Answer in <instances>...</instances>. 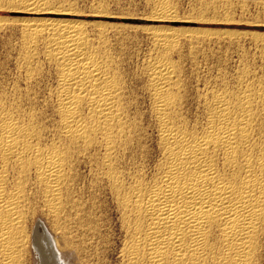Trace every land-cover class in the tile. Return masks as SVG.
Segmentation results:
<instances>
[{"label": "bare ground", "instance_id": "obj_1", "mask_svg": "<svg viewBox=\"0 0 264 264\" xmlns=\"http://www.w3.org/2000/svg\"><path fill=\"white\" fill-rule=\"evenodd\" d=\"M20 1L25 11L48 10L34 0ZM156 1L159 19L171 17L170 0ZM22 33L27 40L21 51L28 81L35 76L41 43L45 61L56 70L55 89L52 94L49 91L51 97L44 96L53 103L56 131L52 138H56L45 141L48 122L42 125L45 117L37 122L38 111L21 120L26 110L17 117L7 110L11 106L0 107V264H29L33 251L38 264H103L100 254L109 250H99L98 245L107 248L113 237L103 234L106 225L100 223L97 203L90 199L88 208L76 191L82 159L92 164V181L108 192L119 215L118 219L113 214L122 235L116 251L119 264H263L264 81L259 85V78L256 85L243 75L237 87L229 88L225 80L222 89L203 94L198 111L203 121L192 119L193 123L185 113L188 99L180 92L182 71L178 75L177 67L181 65L176 67L170 60L178 35L156 30L153 42L160 55L147 67L150 115L157 127V160L150 172L144 162L151 151L147 152L138 133L136 124L141 125V120L130 119L125 80L109 59L100 56L101 50L95 51L82 29L66 21L46 20L24 23ZM131 154L142 162L128 168ZM101 202L105 204L104 199ZM40 215L50 220L52 231L36 223Z\"/></svg>", "mask_w": 264, "mask_h": 264}, {"label": "rangeland", "instance_id": "obj_2", "mask_svg": "<svg viewBox=\"0 0 264 264\" xmlns=\"http://www.w3.org/2000/svg\"><path fill=\"white\" fill-rule=\"evenodd\" d=\"M208 1H210V3ZM211 1L212 0H170V7L168 10L172 14L171 17L159 19L160 17L159 7L157 6L156 0H34L33 2L35 4H38L48 9L42 12L25 11L21 9L22 5H20L21 3L20 0H0V103H1L0 107L7 109L9 106H11L10 109L7 110L13 111L12 113L17 117L19 116L18 114H20L21 116V114L24 113L25 115L23 114L21 117L19 116L20 119L22 118L21 120L29 118L30 114L32 115L33 111H34V115H36L37 111L39 114L40 112H43L45 110L47 113L44 111L45 113H40L39 115L38 114L36 115L37 117L41 115L40 117L37 118V122L39 123L40 120L43 119V117H45L46 120L45 118L41 120L42 125L45 124L44 123L45 121L49 123L48 125V123L46 122L47 124L44 125V132H43L44 139L45 141H47V143H51L56 138V137L52 138L53 136H55V131H56V126H54L56 125V117L54 116L53 114L54 112L51 109V107L53 108V103H51L52 101L50 100V98H48L49 100L46 99L48 96L52 94L51 93L52 89L53 90L55 89L54 87L56 86V80H57V76H55L56 70H54L55 67H53L51 64L45 61L43 56L44 46L41 43L42 45L39 44L40 47L38 48V52H39L37 57L38 60L36 59L35 62V64L36 63L37 64L36 67H34L35 70L33 74H35V76L33 75L32 82L28 81L26 75L27 73L26 72L27 69L25 66L26 64L24 63L25 60L23 59L24 53L23 51H21L24 49L23 46H25L27 43V40L24 38L22 33V25L26 22H31L36 24L43 23L46 20L66 21L69 23L76 24L85 33V36L88 38V41L91 42V45L92 44L94 45L95 51L97 52L98 50L99 52L101 50L102 53L99 52L100 56L102 55L103 57L109 59L112 68L114 67L117 69V70L115 69L116 71H118L117 74L120 75L122 74L121 75L122 77L120 75L119 76L121 80L122 79L125 80V81L122 80L123 81L122 84L123 86H126L125 88L128 91H126V89L124 90L126 91V94L129 97H132V101H131L130 100L131 98H129L124 92V94L128 97V99H126V102L128 100L129 101L127 102L128 105L130 104V106L132 107L130 108L129 106L130 115H132L130 116L131 117L130 119L134 123H137L138 122L137 120H141L139 121L141 122V125L140 123L136 124V126L139 124L138 125L139 127L137 128L138 131L140 132L142 131V133L140 132L138 133L140 134V136H142L143 146L144 145L147 146L145 147V149L147 150L149 148L148 149L149 151L147 152L150 153L151 151V154H149V159L146 160V162H144V164L146 163L147 165L146 164L145 165L149 167L147 170L150 171L151 169H153L152 166H154L155 163L153 161L157 160L155 159L157 158L156 156L157 131H155L157 130V127H156V123L154 122L155 120H153L154 119L153 116L150 115L152 114L151 113L152 105H150V102L152 104V101H151V96L149 95L150 78L147 67L160 55L159 50L156 49L153 42L154 41L153 33L156 30L175 31L178 35L179 44L177 45V48L174 51H172V55L170 54L171 55L170 60L175 63V64L173 63L175 66L181 65L182 67L181 68L176 66L178 68L177 70L179 71L178 75L182 71L179 77V79L181 80L180 92L182 91L181 95L183 93L184 99L185 97L188 99V100L186 99L187 102L184 100L185 105H187L185 107L186 108L185 113L188 112L190 116L188 113L187 115L186 114L185 115L189 117L188 119L190 121H192V119L194 122L203 121L201 113H199L201 112L202 103L200 104L199 102H201V98L204 95H206L207 93H211V90L213 92L220 90L228 82L229 85L226 86H228L229 88H235L234 85L237 87V85L240 83V81H242L244 77H245L244 80L246 78L247 79L249 78L247 81L250 80V82L253 83L256 82L255 83L256 85L259 83V80H260L259 85L261 84V81L263 84L264 0H222V1L213 0L212 3ZM191 37H194V40H192ZM195 38L197 41L195 40ZM36 69H38L39 71ZM261 69L263 70L261 71ZM246 70L247 72H243ZM36 71L38 73H36ZM257 73L259 76L256 75ZM238 76L242 78H239ZM237 77L239 78V81L237 80ZM251 77L253 78L255 77L254 78L255 80L252 79ZM261 77L263 78L261 79ZM219 79L220 80L222 79L219 83L220 85H218ZM225 80L226 82L227 81L228 82L226 83ZM49 91L51 94L49 93ZM28 92H29V96H28ZM129 93H131V95ZM30 95L31 97L34 96V99L29 98ZM197 97L199 98V101ZM35 98L40 99V101L44 100L43 102H45L46 106L43 105L42 101H41L42 103L40 101L36 102ZM192 98L194 99V102ZM1 99L4 100L5 103ZM148 99H149V103H148ZM17 100L18 103L21 102L19 103L20 105H18ZM47 100L50 102H48ZM135 100H137L138 102ZM189 102L191 103L190 105H192L189 108L196 112V114L194 112L195 115L193 114V111L188 108ZM28 103L31 104V106H33L34 104L36 105L38 104L42 108H40L38 105L37 106L35 105L36 107H38L37 110L35 109L36 108L35 106L34 107L28 106L29 105ZM131 103L135 105L137 104L136 107H134L135 105ZM48 104L50 107L48 106ZM148 104L150 105L149 106L150 108L148 107ZM195 105H197L198 107ZM48 107L50 108L49 111L51 110V112L48 111ZM195 107L196 109L198 108V110H196ZM23 109L26 111H24ZM133 109H135V113L134 111H132ZM20 110L24 112L22 113ZM148 110H150L149 111L150 113L148 112ZM187 110H190V112ZM143 111H146V113L145 112L143 113ZM191 113L194 116H192ZM43 114H45L46 116ZM48 114L52 119L54 118L55 120L52 121V119L49 116H47ZM51 114L53 116H51ZM196 116L198 117V119H196L197 118ZM194 118L196 121L194 120ZM50 119L52 122L50 121ZM146 121L147 123H145ZM148 123L149 124L152 123L151 124L152 126L151 125L148 126ZM45 126L48 127L52 126L51 128H49V130L51 129L50 131H54L53 132L54 134L48 130V127L45 128ZM152 127L156 129H153ZM146 128H150V129H146ZM47 130L50 132V134H48L49 132ZM143 130L146 132H144ZM51 133L53 135H51ZM145 133H148L147 135L148 137L144 135ZM153 133L154 136L152 135ZM49 136L51 137L52 140L49 139L50 138ZM153 137H155L156 140ZM147 138H149L150 141ZM152 148H154L155 150ZM132 156H136V154L130 155L129 158L130 161L128 159L127 162L130 164L129 166L127 164L128 168H130V166L136 165L135 161H137V163L142 162L141 159H139V157L134 158ZM149 160L152 161V163ZM88 161H89L88 159L87 160L82 159V161H80L81 165H79L78 167L79 170L77 169V175L78 173L80 174L82 172L80 175L82 176L83 174L85 176L84 177L82 176L83 177L82 178L80 177V175H78V179L80 180L76 181V188L79 191L78 190L76 191L79 193V197H81L80 195L82 194V199L88 203L87 204L88 208H90L89 202L92 201L91 203L93 205L96 206V204L93 203L96 202L97 206H100V207L96 206V208L97 209L100 208V211L101 213H103V215L106 212L107 216H102L100 214V211H98L99 213L98 216H101L100 223H104V225H106L104 226V228H102L104 229L103 232L106 231L103 234H105V236L109 235L107 236L109 239L111 238L112 235L114 239L113 238L111 239V243H110L111 246L109 245L110 249H107L109 248V246L104 249L105 246L103 244L98 245L99 250H109L106 252V254L109 253V255L100 254L101 255L100 257H102L100 258V260L101 261L102 259L104 260V262L102 261L103 264H108V263L119 264L118 261L119 258L116 252L117 250H119V245H121V241H122V235H120L121 234L120 230L119 228H117L119 222H117L118 220H116L117 218L119 219V215L116 212L111 197H109L110 195L106 194L107 191L103 190L104 189L103 187H102L103 189L99 187L101 190L98 189L96 183L93 182L95 179L94 178L95 173L93 170L94 168L91 163H88ZM148 161L150 163H148ZM89 170L92 173V175L90 174ZM88 173L90 174V176ZM82 179L84 182H82ZM91 181L94 184H92ZM89 187H91L92 189ZM87 188H89L90 190ZM83 189H85L84 192ZM80 190L82 191V193H80ZM86 190L89 191L85 193ZM102 190L105 192H103ZM95 191H97V193ZM100 191H102L103 193ZM88 192H90V194ZM92 192L93 195L91 194ZM101 193L104 196H106L108 199L106 197H103ZM83 195H85V197H83ZM86 195L88 197H86ZM97 195L98 196L100 195L99 197L103 198L105 200V204L107 203L108 205L107 204L105 205L104 203L101 202L103 199L101 200L100 198L101 201L98 200L99 197H96ZM91 196L92 197L95 196L97 199L91 198ZM90 199L91 201H89ZM92 199H94L95 201ZM97 200L101 202L100 205ZM109 203H111L113 207L111 206V204L109 205ZM107 206L108 208L110 207L109 210H107L108 209ZM115 213L117 218L115 217V215H113ZM108 214L111 217H109ZM40 216L36 220V223L42 222V224L46 227V229L51 230L52 225L50 224L51 223L50 220L49 222L45 221L48 219H46L43 216L41 217ZM112 220L113 222H111ZM111 226L113 227L110 228ZM105 227L107 230H105ZM114 241L115 243H113ZM112 243L113 245L115 244L114 247ZM30 257L32 259L29 258V260H31L32 262L30 261L29 264H33V262L34 264H38L36 260L37 257L34 251L32 252V255Z\"/></svg>", "mask_w": 264, "mask_h": 264}]
</instances>
